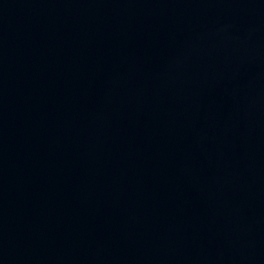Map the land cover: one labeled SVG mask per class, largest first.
Instances as JSON below:
<instances>
[{
	"label": "water",
	"instance_id": "95a60500",
	"mask_svg": "<svg viewBox=\"0 0 264 264\" xmlns=\"http://www.w3.org/2000/svg\"><path fill=\"white\" fill-rule=\"evenodd\" d=\"M0 264H264V0H0Z\"/></svg>",
	"mask_w": 264,
	"mask_h": 264
}]
</instances>
